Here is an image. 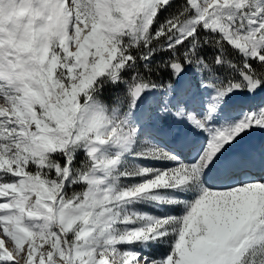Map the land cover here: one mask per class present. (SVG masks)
I'll return each instance as SVG.
<instances>
[{"label":"snow or ice","instance_id":"snow-or-ice-1","mask_svg":"<svg viewBox=\"0 0 264 264\" xmlns=\"http://www.w3.org/2000/svg\"><path fill=\"white\" fill-rule=\"evenodd\" d=\"M0 264H264V0H0Z\"/></svg>","mask_w":264,"mask_h":264}]
</instances>
